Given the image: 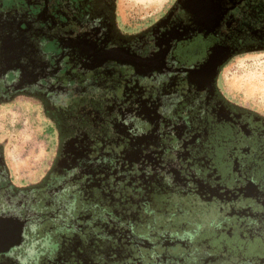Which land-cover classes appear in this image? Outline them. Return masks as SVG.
Segmentation results:
<instances>
[{
  "label": "flooded vegetation",
  "instance_id": "af4514ba",
  "mask_svg": "<svg viewBox=\"0 0 264 264\" xmlns=\"http://www.w3.org/2000/svg\"><path fill=\"white\" fill-rule=\"evenodd\" d=\"M13 1L38 10L0 0V85L29 78L63 108L54 124L40 120L51 162L34 182L16 181L0 140V221L29 214L0 264H90L94 242L116 236L138 248L171 239L175 255L208 245L218 264L243 260L226 250L243 242L261 255L249 264H264V113L222 76L235 57L264 52V0H176L133 32L143 23L125 21L117 0ZM13 26L26 42L18 56Z\"/></svg>",
  "mask_w": 264,
  "mask_h": 264
},
{
  "label": "rangeland",
  "instance_id": "374dc122",
  "mask_svg": "<svg viewBox=\"0 0 264 264\" xmlns=\"http://www.w3.org/2000/svg\"><path fill=\"white\" fill-rule=\"evenodd\" d=\"M4 2L5 8H26L34 14L38 10L37 6L30 4L29 7L25 2L20 3L13 0H4ZM175 2L176 0H117V11L125 21L143 23L137 25L138 27L129 26L125 29V31L133 32L150 24L148 20L163 16ZM18 22L20 24V21ZM22 23V25H18V30L25 34L26 24ZM15 26L12 27L9 44L14 45L17 42L13 54L18 56L23 53L26 42ZM47 51L57 52L58 49L54 44H49ZM8 59L12 60L13 57ZM222 76L224 86L231 96L264 113V52L235 57L225 67ZM18 77L17 74L10 73L6 77L7 84L1 83L0 85V92L8 89L10 92L8 99H11L0 107V140L4 144L7 166L16 181L18 183H21L22 180L34 182L47 171L48 164L51 162L48 142L40 120L45 125L54 124L57 114H60L63 107L57 103L51 93L49 96L39 90L36 82L33 83L35 85H32L29 78ZM17 78L21 82L20 84H16ZM12 84L15 89L10 88ZM15 92H20V94H15ZM69 97L71 99V95H67L66 100ZM47 100L51 102H47ZM49 145L53 148L56 146L53 137L49 138ZM190 209L191 206L188 210ZM198 209V207H193L187 211V216L184 215L187 217V221L182 216L188 224V230L196 228L194 224L199 217ZM27 216L29 217V214ZM24 217L23 213L11 211L0 221V254L4 250L10 254L14 247L17 248L22 243L21 239L24 233L21 232V225L24 223L22 220ZM173 217L176 216L173 215ZM180 219L182 218L180 217ZM141 228L144 234L147 229ZM162 231H156L157 235H161ZM238 243H234L235 245L227 243L226 250L233 252L235 256L241 257L246 262L256 255L261 256L257 251L245 250L244 245L246 244L243 242Z\"/></svg>",
  "mask_w": 264,
  "mask_h": 264
},
{
  "label": "trees",
  "instance_id": "16d2710c",
  "mask_svg": "<svg viewBox=\"0 0 264 264\" xmlns=\"http://www.w3.org/2000/svg\"><path fill=\"white\" fill-rule=\"evenodd\" d=\"M149 238L150 237H147L144 248H138L137 246L139 243H137V241L134 244L132 242V244H124L123 241L119 242L117 236L114 238V242H111L112 244H110L107 239L96 240V242H94L95 246L92 248V250L95 251V253L92 254H96V256H91L90 258L86 256V258L89 260L90 264H169L170 262L174 264H218L221 262L219 260L221 259L220 255L222 252L213 249L211 246L209 248L208 245H202L197 247V250L187 248L182 250L180 254L175 255L168 250V245L171 244L173 240H154L153 238L148 240ZM71 241L72 239L68 237L62 239V243ZM159 243H161L163 247L158 246ZM228 261L230 264H239L243 262L245 264L253 263V260H248L247 262L246 260H241L240 262L234 260Z\"/></svg>",
  "mask_w": 264,
  "mask_h": 264
}]
</instances>
